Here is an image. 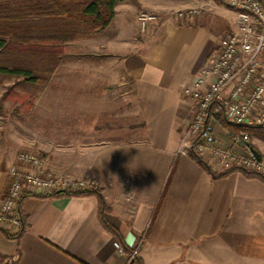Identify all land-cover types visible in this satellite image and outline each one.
<instances>
[{
  "label": "crops",
  "instance_id": "obj_1",
  "mask_svg": "<svg viewBox=\"0 0 264 264\" xmlns=\"http://www.w3.org/2000/svg\"><path fill=\"white\" fill-rule=\"evenodd\" d=\"M162 5L117 0L113 18L93 36L112 60L109 72L134 86L129 125L116 134L94 125L93 148L54 151L59 163L49 164L93 183L106 205L104 217L143 264H264V179L240 170L214 177L189 152H177L194 112L182 89L217 42L207 23L182 15L160 18L140 33L136 13ZM217 138L248 152L226 131ZM200 156L207 162L206 151ZM8 165L0 152V199ZM20 211L18 234L0 229V264L128 263L116 236L102 226L93 193H26Z\"/></svg>",
  "mask_w": 264,
  "mask_h": 264
},
{
  "label": "rangeland",
  "instance_id": "obj_2",
  "mask_svg": "<svg viewBox=\"0 0 264 264\" xmlns=\"http://www.w3.org/2000/svg\"><path fill=\"white\" fill-rule=\"evenodd\" d=\"M162 4L161 10L142 9L136 13L140 33L146 29L139 25L141 12L156 15L150 25L170 15L207 23L215 43L235 24L234 11L220 0H162ZM95 35L82 32L66 41L61 61L45 84L0 75V152L9 164L6 177L18 153L33 150L43 158L47 171L75 178L51 168V161L59 163L54 151H89L93 148L94 125L101 131L112 128L116 134L133 119L134 86L109 72L115 67L101 53L105 50L93 42ZM214 126L216 136H224L222 124L218 121ZM246 131L249 143L264 159V130L250 127Z\"/></svg>",
  "mask_w": 264,
  "mask_h": 264
},
{
  "label": "built area",
  "instance_id": "obj_3",
  "mask_svg": "<svg viewBox=\"0 0 264 264\" xmlns=\"http://www.w3.org/2000/svg\"><path fill=\"white\" fill-rule=\"evenodd\" d=\"M235 13L232 30L219 38L206 55L198 75L182 89L194 112L180 141L178 153L192 149L208 153L207 162L222 170L237 168L264 176V159L248 148L249 133L229 134L233 144L247 153L220 144L215 134L216 108L234 125L264 127V0H220ZM156 15L141 12L145 29ZM43 158L33 150L20 151L7 171L5 194L0 199V229L16 235L23 226L20 200L26 193H85L94 189L87 179L68 178L47 171ZM115 247L125 252L118 241ZM135 251H133L134 253ZM132 257V255H130Z\"/></svg>",
  "mask_w": 264,
  "mask_h": 264
},
{
  "label": "trees",
  "instance_id": "obj_4",
  "mask_svg": "<svg viewBox=\"0 0 264 264\" xmlns=\"http://www.w3.org/2000/svg\"><path fill=\"white\" fill-rule=\"evenodd\" d=\"M116 2L117 0H0V75L45 84L61 61L65 42L82 32L97 33L104 29L113 18ZM215 108L216 118L228 134L250 128L229 123L220 108ZM251 128L264 130L260 126ZM248 148L261 158L253 145L249 143ZM189 153L214 177L240 170L247 176L264 179L262 175L237 168L216 173L198 151L192 149ZM85 193L97 196L99 220L105 229L116 236L128 256L127 264H143L136 252L133 253V250L123 244L117 229L104 217L106 205L100 191L94 188Z\"/></svg>",
  "mask_w": 264,
  "mask_h": 264
}]
</instances>
